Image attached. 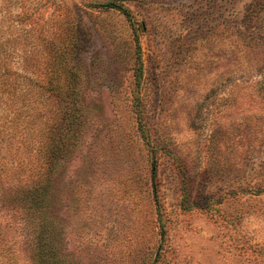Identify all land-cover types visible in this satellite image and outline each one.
Wrapping results in <instances>:
<instances>
[{
  "label": "rangeland",
  "instance_id": "rangeland-1",
  "mask_svg": "<svg viewBox=\"0 0 264 264\" xmlns=\"http://www.w3.org/2000/svg\"><path fill=\"white\" fill-rule=\"evenodd\" d=\"M0 68V264L42 229L59 264H264V0H0Z\"/></svg>",
  "mask_w": 264,
  "mask_h": 264
},
{
  "label": "trees",
  "instance_id": "trees-1",
  "mask_svg": "<svg viewBox=\"0 0 264 264\" xmlns=\"http://www.w3.org/2000/svg\"><path fill=\"white\" fill-rule=\"evenodd\" d=\"M114 3H109L108 6H114ZM1 69V68H0ZM16 76L10 73L0 70V89H3V93L8 92L11 94L16 93L15 89ZM74 122L77 121L74 117ZM46 229L40 230L38 234V241H36V248L34 252V264H59L57 257L53 256V252L50 249L47 241L45 240Z\"/></svg>",
  "mask_w": 264,
  "mask_h": 264
}]
</instances>
